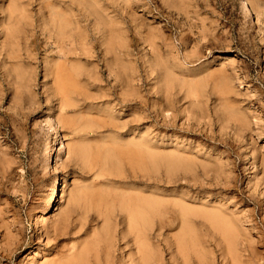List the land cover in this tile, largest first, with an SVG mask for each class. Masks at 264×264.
I'll return each mask as SVG.
<instances>
[{
    "label": "rangeland",
    "instance_id": "374dc122",
    "mask_svg": "<svg viewBox=\"0 0 264 264\" xmlns=\"http://www.w3.org/2000/svg\"><path fill=\"white\" fill-rule=\"evenodd\" d=\"M136 201L152 264H264V0H0V264L119 239Z\"/></svg>",
    "mask_w": 264,
    "mask_h": 264
},
{
    "label": "bare ground",
    "instance_id": "6f19581e",
    "mask_svg": "<svg viewBox=\"0 0 264 264\" xmlns=\"http://www.w3.org/2000/svg\"><path fill=\"white\" fill-rule=\"evenodd\" d=\"M60 29H61V27H60ZM62 34H63V32H62ZM67 38H69V36H67L65 39H67ZM61 42H62V40H61ZM13 57H14V55H13ZM219 58H221V57H219ZM67 72H69V71L67 70ZM56 74H57V72H56ZM66 75H68V74H66ZM59 79H60V77H59ZM58 85H60V84H58ZM61 93H62V91H61ZM59 94H60V92H59ZM52 149L53 148L49 149V151L47 150V153H46V161H47L46 164L48 163V165H51V166L54 165L53 164V160H52V152H53ZM98 193H99V191H98ZM102 193H104V192H102ZM51 198H52V196H51ZM89 200H90V198L88 199V201ZM96 204L97 203H95V205ZM147 205H145L144 202H139V201H136L135 203H131V202L124 203L123 204V210H125L127 212L128 228L129 229H127V231L121 232V236H119V239H113L106 232L105 233H101V234L96 235V236H93L91 238L90 242L84 244L83 246L80 245L81 246L80 247V251H78L77 253H74L70 258L67 259V262H65L63 264H152V259H153L152 254H151L150 250H148V246L145 245L144 242H143V239H144L143 238L144 223L146 221L145 220L146 211L148 210L147 209ZM86 208L87 207L85 206L84 209H86ZM94 209H96V208H94ZM58 211H59V208L57 207L56 212H58ZM115 213H116V211H115ZM120 220H121V218H120ZM36 227H37V225H36ZM219 227H220L221 233L224 236V239H226V241L229 244L231 250L235 251L236 242H238V240H239V239H237V238H239V235H238V232H237L239 230H236L234 225L231 224L230 221H224V220H222L219 223ZM84 229H85V227H84ZM120 230H121V228H120ZM128 247L129 248L133 247V252L131 254H129L128 258H127L125 256H126V248H128ZM129 248H128V250H129ZM193 250H194V245H193V242H191V240L188 241L187 237L180 238V240H179V252L178 253H180L179 255L182 256V261L184 262V264L187 263L189 255H191L190 252L193 251ZM74 251L76 252V249ZM69 252H73V251H69ZM120 257H122L123 259L122 258L120 259ZM125 258H127L128 260L125 259ZM178 260L179 259L176 258V257H174V259H173V261L175 263Z\"/></svg>",
    "mask_w": 264,
    "mask_h": 264
}]
</instances>
